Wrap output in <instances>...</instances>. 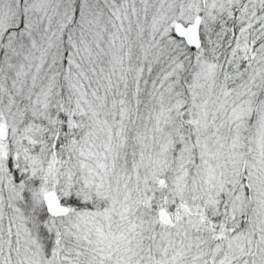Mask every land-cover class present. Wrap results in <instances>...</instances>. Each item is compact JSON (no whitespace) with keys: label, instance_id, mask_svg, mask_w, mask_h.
<instances>
[{"label":"rangeland","instance_id":"1","mask_svg":"<svg viewBox=\"0 0 264 264\" xmlns=\"http://www.w3.org/2000/svg\"><path fill=\"white\" fill-rule=\"evenodd\" d=\"M72 1L0 0V264H78L79 251L98 264H203L209 249L214 264H264V38L221 48L242 64L230 74L201 48L182 56L168 35L198 12L200 29L218 24L238 0H82L68 28ZM59 110L82 134L72 164L46 174L79 235L55 261L31 207L46 177L37 129ZM242 167L254 229L221 253L209 232L244 211ZM92 193L108 205L72 206Z\"/></svg>","mask_w":264,"mask_h":264},{"label":"trees","instance_id":"2","mask_svg":"<svg viewBox=\"0 0 264 264\" xmlns=\"http://www.w3.org/2000/svg\"><path fill=\"white\" fill-rule=\"evenodd\" d=\"M81 3L82 0L72 1L71 12L68 19V28H74L78 24L77 20L81 17ZM197 14L201 16L202 12H198ZM220 17V22L218 24H215L214 22L213 24L209 23L205 29L202 27L200 29L199 27L200 44L198 46L187 45L184 40L176 36L173 31L168 35L175 41H183V43H181V50L183 49V53H181L182 56H186L188 52H196L201 48L203 55L216 59L220 70L224 68L225 72L227 71L232 74L235 69L233 65L241 67L242 64H236L234 61H230V64H227L228 54L226 53L225 55L221 48L230 45L232 39L235 38L243 41V38L246 35L247 37L246 39L244 38V42L248 45V49H251L256 41L264 38V0H238L230 5L227 10H223ZM252 35H256L258 39H252ZM235 41L236 40H234V42ZM234 42L233 44H235ZM216 43H219L221 46H217ZM215 45L219 48L216 51L214 49ZM58 97L62 96L59 94ZM55 117L57 119L54 124L50 123V125L47 126L42 124L41 126H43L44 129L41 131L37 129L40 133L39 140L42 142V155L45 156L46 160V170L41 173V177H44L47 173L52 172L53 170L62 169V167L65 166L66 161L64 158H67V162H69L70 165L72 164L70 160L72 158L73 150H69V146L72 139L79 138V135L82 134V130L79 128V123L74 121V117L68 118L64 113L61 114L60 110L59 114ZM64 117H66V120H64ZM29 126H31L29 127L31 131L36 127L33 121L30 122ZM21 135L23 134L21 133ZM56 164L59 166L57 165L58 167H56ZM36 179H38V176L34 181L37 188L36 198L38 203L33 204L31 207V212L35 215V229L46 254H49V252L50 254L52 253L54 260L57 261L60 259L63 252L64 254L72 253L77 236H79L75 231L74 226L69 225V222H63L65 218L72 216L75 211L69 210L63 215L53 214L48 211L45 203H43V199L41 201L40 193L47 190H56L58 192L59 186L52 179L51 181H47V175L44 184L40 182L41 179L38 182H36ZM248 179L249 177L246 173V169L242 167L240 170V185L244 190V211L235 215L226 211L225 215L222 218L217 219L213 224L214 231L211 230L212 232H209L210 238L213 237L212 243L215 242L220 245L221 253L226 249V241L234 233L245 228L252 231L254 229L253 224L255 214L253 213V210L256 202H254L252 186L249 184L250 180ZM82 194L83 191L79 192V200L82 197ZM169 194H173L172 190L169 191ZM103 196V194L92 193V198H84V200L81 199V201H74L71 204L80 212L91 209L100 210L108 205L107 199ZM7 207H9L8 204ZM7 211L8 210H6V212ZM169 211L170 213L174 211L173 214L178 215L176 210ZM4 221H6L5 218ZM253 239H255V236ZM210 250L211 249L203 254V264H214V260L218 256V254H215L211 257ZM73 255H76L78 264H98L97 259H92L87 256V254L81 253V251ZM246 257L249 258V255H246Z\"/></svg>","mask_w":264,"mask_h":264},{"label":"water","instance_id":"3","mask_svg":"<svg viewBox=\"0 0 264 264\" xmlns=\"http://www.w3.org/2000/svg\"><path fill=\"white\" fill-rule=\"evenodd\" d=\"M201 16L196 14L192 21L182 22L176 20L173 23V32L176 36L182 38L187 45L198 46L199 39V23ZM0 136L5 138V125H0ZM42 199L48 209L53 214L63 215L69 211V207L62 204L54 190H47L42 193Z\"/></svg>","mask_w":264,"mask_h":264}]
</instances>
